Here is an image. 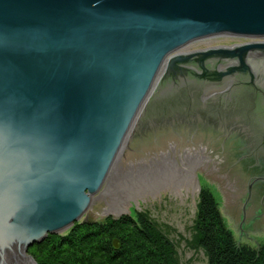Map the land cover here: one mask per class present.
Segmentation results:
<instances>
[{
  "label": "water",
  "instance_id": "95a60500",
  "mask_svg": "<svg viewBox=\"0 0 264 264\" xmlns=\"http://www.w3.org/2000/svg\"><path fill=\"white\" fill-rule=\"evenodd\" d=\"M219 35L263 40L264 0H0V264L172 214L198 169L264 230V40L179 52Z\"/></svg>",
  "mask_w": 264,
  "mask_h": 264
},
{
  "label": "trees",
  "instance_id": "16d2710c",
  "mask_svg": "<svg viewBox=\"0 0 264 264\" xmlns=\"http://www.w3.org/2000/svg\"><path fill=\"white\" fill-rule=\"evenodd\" d=\"M145 218L137 212L134 220L77 223L65 236H49L39 244L47 249L44 264H178L168 238ZM193 239L205 253V264H264V242L239 243L207 187L198 193Z\"/></svg>",
  "mask_w": 264,
  "mask_h": 264
},
{
  "label": "rangeland",
  "instance_id": "374dc122",
  "mask_svg": "<svg viewBox=\"0 0 264 264\" xmlns=\"http://www.w3.org/2000/svg\"><path fill=\"white\" fill-rule=\"evenodd\" d=\"M257 41L263 40L230 35H219L190 42L181 48L179 52L189 53L217 47L232 48L236 45H243ZM202 187L209 188L214 195L227 228L232 231L234 237L239 243L255 246L259 242H264V230H252L234 222L226 210L223 186L210 172L201 169H198L193 175L189 191L172 214H151L135 210L129 211L121 216H128L134 220L137 212L144 214L146 217L145 220L149 222V225L154 226L159 230V232L164 233L173 245L178 264H205V253L201 248H199V244L193 239V223L196 214V204L199 190ZM107 218L114 220L110 215L105 217L103 221L95 222H104ZM77 223L78 222L73 225H76ZM70 229L63 231L60 235L50 236H65ZM46 252V248H40L39 245H35L34 247L32 246L29 248L27 254L30 255L37 264H44V256L47 254Z\"/></svg>",
  "mask_w": 264,
  "mask_h": 264
},
{
  "label": "flooded vegetation",
  "instance_id": "af4514ba",
  "mask_svg": "<svg viewBox=\"0 0 264 264\" xmlns=\"http://www.w3.org/2000/svg\"><path fill=\"white\" fill-rule=\"evenodd\" d=\"M254 142V141H253ZM247 145H248V141H247ZM250 146L249 147H252L251 146V144H249ZM255 145V147H252L253 149L255 148L256 150H258V151H260L261 152V154L263 155V159H262V163L264 164V145H260V142H258V143H255L254 144ZM259 146V147H258ZM256 159V158H255ZM256 160H258V158L256 159ZM263 178V177H262ZM41 244V243H40ZM39 245V244H38ZM35 246V245H34ZM33 246V247H34Z\"/></svg>",
  "mask_w": 264,
  "mask_h": 264
},
{
  "label": "bare ground",
  "instance_id": "6f19581e",
  "mask_svg": "<svg viewBox=\"0 0 264 264\" xmlns=\"http://www.w3.org/2000/svg\"><path fill=\"white\" fill-rule=\"evenodd\" d=\"M263 40H264V37H263ZM165 63H166V62H165ZM165 63H164V65H165ZM164 65H163V67H164ZM163 67H162V69H163ZM161 71H162V70H161ZM60 233H62V232H60ZM60 233H59V234H60Z\"/></svg>",
  "mask_w": 264,
  "mask_h": 264
}]
</instances>
